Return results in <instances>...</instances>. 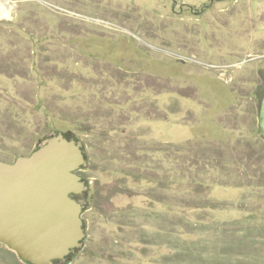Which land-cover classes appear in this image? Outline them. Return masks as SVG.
Wrapping results in <instances>:
<instances>
[{
  "label": "rangeland",
  "instance_id": "1",
  "mask_svg": "<svg viewBox=\"0 0 264 264\" xmlns=\"http://www.w3.org/2000/svg\"><path fill=\"white\" fill-rule=\"evenodd\" d=\"M263 89L264 0H0V160H86L51 264H264Z\"/></svg>",
  "mask_w": 264,
  "mask_h": 264
},
{
  "label": "water",
  "instance_id": "2",
  "mask_svg": "<svg viewBox=\"0 0 264 264\" xmlns=\"http://www.w3.org/2000/svg\"><path fill=\"white\" fill-rule=\"evenodd\" d=\"M264 137V92L258 109ZM86 164L80 141L62 133L12 161L0 160V242L33 264H51L84 236L79 194L87 185L76 172Z\"/></svg>",
  "mask_w": 264,
  "mask_h": 264
},
{
  "label": "trees",
  "instance_id": "3",
  "mask_svg": "<svg viewBox=\"0 0 264 264\" xmlns=\"http://www.w3.org/2000/svg\"><path fill=\"white\" fill-rule=\"evenodd\" d=\"M263 92H264V89L263 90H261L260 92H259V102H258V107L260 106V101H261V98H262V95H263ZM260 128V127H259ZM65 136V135H64ZM68 138V137H67ZM80 167H82V166H80ZM79 167V168H80ZM77 172V171H76ZM71 196L72 197H74V198H77L78 196L77 195H75V194H71ZM11 250V249H10ZM26 262H28V261H26ZM29 263V262H28Z\"/></svg>",
  "mask_w": 264,
  "mask_h": 264
},
{
  "label": "flooded vegetation",
  "instance_id": "4",
  "mask_svg": "<svg viewBox=\"0 0 264 264\" xmlns=\"http://www.w3.org/2000/svg\"><path fill=\"white\" fill-rule=\"evenodd\" d=\"M76 195H78V194H76ZM65 257V256H64ZM54 260H57V259H54ZM58 260H61V259H58Z\"/></svg>",
  "mask_w": 264,
  "mask_h": 264
}]
</instances>
